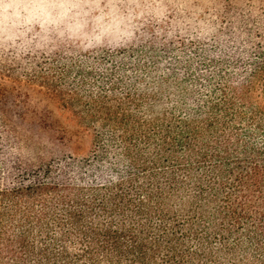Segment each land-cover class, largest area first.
I'll return each instance as SVG.
<instances>
[{
    "label": "trees",
    "instance_id": "1",
    "mask_svg": "<svg viewBox=\"0 0 264 264\" xmlns=\"http://www.w3.org/2000/svg\"><path fill=\"white\" fill-rule=\"evenodd\" d=\"M163 5L98 50L96 96L53 38L20 48L57 47L58 80L0 62V264H264V0H212L210 37ZM70 120L91 158L21 152V125L70 142Z\"/></svg>",
    "mask_w": 264,
    "mask_h": 264
},
{
    "label": "rangeland",
    "instance_id": "2",
    "mask_svg": "<svg viewBox=\"0 0 264 264\" xmlns=\"http://www.w3.org/2000/svg\"><path fill=\"white\" fill-rule=\"evenodd\" d=\"M169 1L180 9L177 17L190 12L193 19L187 21L188 25L196 26L194 22L197 21L206 37L213 34L208 16L212 0H0V62L14 70L20 84L27 65L29 68L34 66V61L41 70H54L53 78L58 80L64 67L52 63V55L59 52L57 47L48 50L45 46H38L35 51L20 48L21 43L31 44L39 36L46 41L55 39L57 45L74 49L75 61L90 57L89 67H93L92 70L97 68L96 73L90 75L89 85L78 92L83 96H96L101 77L96 65L98 50L127 44L140 23L149 16H166L163 2ZM164 21L159 22L162 27H166V17ZM181 36H185L183 32ZM16 53L20 57L18 60L14 57ZM65 125L72 133L70 142L52 140L51 134L41 131L35 124L21 125L16 131L21 152L32 159L91 158L94 130L88 126V130L81 131L84 125L76 120Z\"/></svg>",
    "mask_w": 264,
    "mask_h": 264
}]
</instances>
